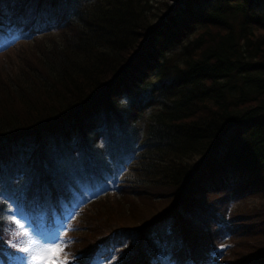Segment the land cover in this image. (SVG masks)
Listing matches in <instances>:
<instances>
[{
  "label": "trees",
  "instance_id": "trees-1",
  "mask_svg": "<svg viewBox=\"0 0 264 264\" xmlns=\"http://www.w3.org/2000/svg\"><path fill=\"white\" fill-rule=\"evenodd\" d=\"M0 43V264L61 225L60 262L264 264V0H0Z\"/></svg>",
  "mask_w": 264,
  "mask_h": 264
},
{
  "label": "rangeland",
  "instance_id": "rangeland-1",
  "mask_svg": "<svg viewBox=\"0 0 264 264\" xmlns=\"http://www.w3.org/2000/svg\"><path fill=\"white\" fill-rule=\"evenodd\" d=\"M169 4H173V1H168ZM58 31L56 30V28H52L50 30H48L46 33H57ZM40 36H38L37 38L41 39V43H43V47L45 49H49L50 45H49V40L51 37H46V38H41L43 36H46L47 34H39ZM55 36V35H54ZM58 36H56L57 38ZM55 39V37H52ZM7 39V38H6ZM5 40V39H3ZM40 43V44H41ZM11 44V43H10ZM8 44L7 48L5 50H3L2 48L4 47V44L0 43V70H3L4 72H11L13 69V61H15L16 58V53L15 51H17V46H15L16 43H14L13 45ZM41 45V46H42ZM15 46V47H14ZM28 46H30V49H28L27 47H25L28 53H31L34 62H38L37 59H39V57H44V54L42 53L44 48H39V46H37L36 44L32 45V44H28ZM13 47V48H12ZM12 48V49H11ZM10 49V50H8ZM7 50V51H6ZM182 50L181 45L175 46L174 48H172L169 52L168 55H172L173 57H175L176 53H179ZM45 61V60H44ZM150 78L153 79L155 78V75L153 72H151L150 74ZM157 109V106H152L147 108L144 113L142 114V116L140 117L139 121H138V125L141 128V133L143 134L144 130H145V125H146V120L149 116L150 113L154 112ZM116 185H97L96 187H94L93 189H95V192H101L102 193H106L109 192L108 194L110 195L112 193V191L115 189ZM90 194V190H85L84 192H82V194H75L72 198V204L75 202L76 204H80L82 202L83 199H85V197ZM3 196L0 194V198H2ZM259 201V198H253L250 199L249 202L253 203V202H257ZM82 204V203H81ZM135 206H137V204H135ZM24 213L21 211L20 207H16L15 205L12 206V208L9 210L8 213V223L10 225H13L15 228L17 227L12 221L13 219H18L20 222V229L19 231H17L18 233H15V236H21L22 234H25L26 231H28L29 229L27 228V226L25 225L24 221L22 220V215ZM74 215L71 214L70 217ZM67 218L69 216L65 215ZM70 217L68 219H70ZM66 218V219H67ZM75 218V215L71 218L70 223L73 222V219ZM76 220V218H75ZM74 220V221H75ZM22 222V223H21ZM61 225V224H60ZM69 227V226H68ZM68 227H65L61 225L60 228L58 230L54 229V233L53 234H49L50 236H52L53 238H48L47 240V234L46 235H38V236H34L30 231L27 232V238L22 240L21 245L17 244L15 247V251L16 249H18L19 247L22 246H30L32 244L35 243H43L45 248H53V247H65V243H67L68 240L64 241L65 239L68 238L69 236V231H68ZM51 230V229H50ZM52 239V240H51ZM61 241H64V243H60ZM120 248L119 247H115L112 250L109 249L108 250V254H106L105 256L101 257L100 259H98L99 263L98 264H110L111 262L114 261L115 259V254L116 252H118ZM166 251H160L159 253H156V256L154 259L159 260V262L161 264H172V261L170 260V253H165ZM62 253V252H61ZM60 253V254H61ZM19 255H21V257H25V254L23 252H16L15 255L12 256V258L18 262L19 259ZM54 258V257H53ZM103 261V262H102ZM215 264H220L221 261L220 260H216L215 262H213Z\"/></svg>",
  "mask_w": 264,
  "mask_h": 264
},
{
  "label": "snow or ice",
  "instance_id": "snow-or-ice-1",
  "mask_svg": "<svg viewBox=\"0 0 264 264\" xmlns=\"http://www.w3.org/2000/svg\"><path fill=\"white\" fill-rule=\"evenodd\" d=\"M12 222L17 226L14 231H19L21 227L19 220L14 218ZM26 238L27 234L23 237L12 239L11 244L6 246H14L17 244L18 240ZM60 243H64V241H61ZM16 250L25 254L26 264H74L75 260L74 257L69 259L67 256H65L63 262L53 259V257H59L60 253L64 252L65 249L62 247L45 248L43 243L22 246Z\"/></svg>",
  "mask_w": 264,
  "mask_h": 264
}]
</instances>
